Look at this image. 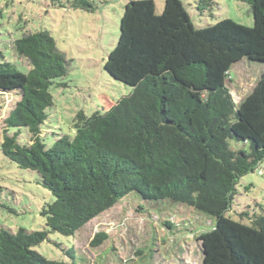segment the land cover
Wrapping results in <instances>:
<instances>
[{
    "label": "trees",
    "instance_id": "1",
    "mask_svg": "<svg viewBox=\"0 0 264 264\" xmlns=\"http://www.w3.org/2000/svg\"><path fill=\"white\" fill-rule=\"evenodd\" d=\"M244 1L253 15L251 27L227 18L195 27L182 0H165L161 13L154 0H130L104 67L132 92L104 111H79L74 135H61L51 147L43 141L42 125L53 105L50 87L67 74V58L46 29L11 42L30 67L24 72L0 60V94L21 96L3 118L2 153L36 171L55 199L41 211L45 229L0 227V264H80L83 258L73 247L66 251L70 262L47 259L34 247L52 232L74 236L130 192L216 217L214 227L198 236L201 264H264V209L241 213L248 223L226 215L240 179L264 161V71L238 103L227 85L230 68L243 58L264 63V0ZM51 3L88 12L98 8L95 0ZM11 127H26L30 141L21 143L19 130L10 135ZM231 140L249 151L233 149ZM107 237L99 231L91 245Z\"/></svg>",
    "mask_w": 264,
    "mask_h": 264
},
{
    "label": "rangeland",
    "instance_id": "2",
    "mask_svg": "<svg viewBox=\"0 0 264 264\" xmlns=\"http://www.w3.org/2000/svg\"><path fill=\"white\" fill-rule=\"evenodd\" d=\"M95 1L98 8L88 12L56 7L51 0H0V60L13 61L27 72L29 62L12 51L11 42L25 32L46 29L68 61L67 74L50 87L53 105L47 109L48 119L42 125L47 147L63 134L74 135L73 122L79 111L87 116L104 111L133 90L104 67L118 41L121 18L130 0ZM154 1L157 13H161L165 0ZM182 2L195 27L226 18L249 27L254 23L250 6L244 0H212L211 6L201 0ZM263 71V62L248 58L230 68L231 80L227 79V85L237 103L251 92ZM20 97L16 93L0 94V227L12 232L19 228L39 231L46 228L41 211L55 198L40 183L36 171L20 168L1 149L3 118ZM18 130L19 141L28 143L31 134L26 127H11L9 134ZM230 146L249 151L247 144L237 140H231ZM146 203L159 207H149ZM232 207L226 215L244 223L249 220L241 213L254 214L264 209V161L240 179ZM166 220L172 224L165 225ZM215 223V216L193 206L170 199L144 200L136 192H130L74 236L52 232L34 249L47 259L70 262L66 251L73 247L83 258L80 264H201L203 253L198 236L211 230ZM99 231H105L108 237L98 246H92L91 241Z\"/></svg>",
    "mask_w": 264,
    "mask_h": 264
}]
</instances>
